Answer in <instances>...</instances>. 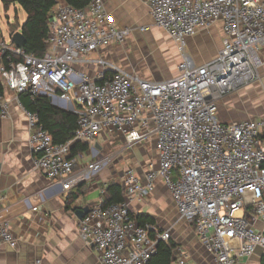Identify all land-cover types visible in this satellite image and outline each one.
<instances>
[{
	"label": "built area",
	"instance_id": "built-area-1",
	"mask_svg": "<svg viewBox=\"0 0 264 264\" xmlns=\"http://www.w3.org/2000/svg\"><path fill=\"white\" fill-rule=\"evenodd\" d=\"M139 1L182 55L171 79L147 81L92 57L123 45L130 30L116 28L103 0H91L83 9L57 0L43 57L0 39V81L5 93L16 99L24 93L42 96L54 107L77 114L74 141L88 145L93 161L75 173L70 145L54 144L37 115L17 100L27 119L36 169L64 192L91 180L106 164L95 148L102 134L120 137L129 147L155 141L157 168L142 179L127 168L121 183L123 201L96 205L79 221L78 238L96 250L100 264H148L158 243L171 240L172 228L141 226L130 208L152 194L158 179L171 195L178 220L193 227L211 264H244L257 249L264 255V233L251 230L244 215L249 209L264 222V121L224 124L217 108L225 96L258 79L264 0ZM217 21L223 25L222 49L210 61L197 64L185 54L187 39ZM85 68L97 71L90 76ZM5 93L0 95V119L10 110ZM3 201L0 193V205ZM4 246L15 249L17 239L0 216V247ZM172 257L171 264H193L180 247Z\"/></svg>",
	"mask_w": 264,
	"mask_h": 264
},
{
	"label": "crops",
	"instance_id": "crops-1",
	"mask_svg": "<svg viewBox=\"0 0 264 264\" xmlns=\"http://www.w3.org/2000/svg\"><path fill=\"white\" fill-rule=\"evenodd\" d=\"M103 3L116 28L129 29L130 35L135 31L141 32V28L149 30L153 26L148 7L139 0H103ZM129 36L126 42L130 39ZM200 38L207 45L211 39H215L217 46L209 56L201 57L197 62L193 59L197 64L210 61L222 49L224 41L222 23L215 22L208 30L187 39V44L192 46L200 43ZM121 46L112 45L93 54L92 57H102L112 65L131 72L121 64L120 58L123 56ZM259 60L258 79L219 101L217 117L222 123L264 121V47L259 52ZM85 70L90 76L97 71L94 68ZM142 79L162 82L152 78ZM5 97L10 103V110L6 119H0V193L4 197L0 205V216L9 223L10 230L17 239V247L15 249L0 247V264H100L96 250L87 247L78 238L79 220L76 212L104 203L107 185L114 179L116 173L112 165L117 160L132 162L131 168L140 179L151 168H157L155 141L147 139L131 149L122 138L102 134L95 141V148L99 152L98 159L105 160L106 164L91 180L79 183L70 192H64L60 186L51 185L48 178L36 169V157L28 146L27 119L19 107V99L10 92H6ZM117 143L123 145L124 150L122 147L121 149L114 147ZM125 148L130 149L131 154H128ZM103 151L110 154L104 157L101 154ZM85 155H89L88 150L76 158L75 173L93 161L90 155L91 158H86L87 162L83 165L81 161ZM122 179L123 175L119 180L120 184ZM33 208H38V211L33 212ZM130 208L135 215L144 214L153 219L154 227L162 230L172 228L171 240L176 235L189 240L188 251L182 245L184 240L180 239L182 244L176 243L175 239L173 241L188 254L193 264H211L210 258L199 246L193 227L178 220L171 195L160 179L155 182L154 191L143 203H132ZM167 208L173 219L170 224L164 220ZM244 215L251 230L264 233V222L256 218L249 209ZM169 220L167 218V221ZM176 224H182L178 231L174 229ZM187 225L192 229L191 235ZM244 264H264V255L257 249Z\"/></svg>",
	"mask_w": 264,
	"mask_h": 264
},
{
	"label": "trees",
	"instance_id": "trees-1",
	"mask_svg": "<svg viewBox=\"0 0 264 264\" xmlns=\"http://www.w3.org/2000/svg\"><path fill=\"white\" fill-rule=\"evenodd\" d=\"M57 0H1L4 12L11 6L18 5L26 15V21L19 30L11 27V33L21 31L25 43L23 50L26 54H32L41 58L47 52L45 40L48 37V20L50 12L56 5ZM75 9L87 7L91 0H63ZM5 93V88L0 81V95ZM19 102L25 110L35 113L38 117V124L50 135L54 144L70 145V159H76L79 154L88 150V145L74 141V132L77 129L78 116L54 107L48 98L29 94H20ZM124 199L121 184L119 181L111 180L105 191L104 206L121 203ZM137 222L141 226H154V220L144 214L136 216ZM178 245L169 240L166 243L160 242L157 245L156 254L149 260L148 264H171L173 257L172 251Z\"/></svg>",
	"mask_w": 264,
	"mask_h": 264
},
{
	"label": "rangeland",
	"instance_id": "rangeland-1",
	"mask_svg": "<svg viewBox=\"0 0 264 264\" xmlns=\"http://www.w3.org/2000/svg\"><path fill=\"white\" fill-rule=\"evenodd\" d=\"M25 21L26 15L18 5L11 6L7 12H4L3 5L0 0L1 40L5 43H9V33H11V27L15 30H19ZM129 37L130 39L127 42L125 41V43L121 46L123 56L120 58L121 64L129 69V71L138 74L142 78H152L156 81L167 80L177 74V66L182 60V55L178 52L176 45L167 37V35H165L164 31L153 25L148 31H135ZM200 39V43H195L192 46L186 44L185 46V54L189 55L196 62L198 59H201V57L209 56L212 50L217 46L215 39H211L209 45L205 44L202 38ZM114 147L117 149H121L122 147L124 150L123 145L120 143H117ZM131 149H133V147H131ZM125 150H128V154H131L129 153L131 152L130 149L125 148ZM101 154L106 157L110 153L103 151ZM86 158L89 159L91 157L90 155H85L81 161L83 165L87 162ZM121 161L122 160L119 159L114 162V165H112L114 171H116L114 176V180L116 181L120 180L127 168L133 167L132 162L129 163ZM125 167L127 168L125 169ZM169 211L170 210L167 208L164 212V220H166L168 224H170L173 220L171 219V213ZM167 218L170 220L167 221ZM187 226L189 227V235H191L192 229L189 225ZM181 227L182 224H176L174 229L175 231H178ZM182 234H184L183 231ZM176 236L178 237V235ZM176 236H173V240L175 239L174 241L180 244H182V240H184L182 245H184L186 251H188L189 246L187 244H189L190 241L183 239L185 237L182 238L181 236L176 238ZM193 243L194 242H192V244ZM190 249H192L191 245ZM259 251L263 254L262 250L259 249Z\"/></svg>",
	"mask_w": 264,
	"mask_h": 264
},
{
	"label": "water",
	"instance_id": "water-1",
	"mask_svg": "<svg viewBox=\"0 0 264 264\" xmlns=\"http://www.w3.org/2000/svg\"><path fill=\"white\" fill-rule=\"evenodd\" d=\"M9 39L11 41L12 44H14L17 48H23L24 46V43H25V39L20 32H16V33H9ZM0 63H1V60H0ZM49 101L51 103V99L49 98ZM52 104V103H51ZM67 112H70V113H74L72 111V109L68 110ZM89 212V209L88 208H84L83 210H79L76 212V217L77 219L80 221L84 218V216Z\"/></svg>",
	"mask_w": 264,
	"mask_h": 264
}]
</instances>
